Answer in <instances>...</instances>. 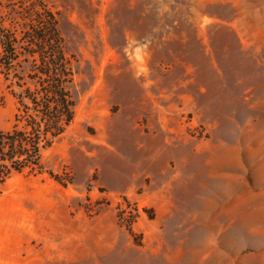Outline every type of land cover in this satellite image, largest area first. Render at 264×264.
I'll list each match as a JSON object with an SVG mask.
<instances>
[{
  "label": "rangeland",
  "instance_id": "374dc122",
  "mask_svg": "<svg viewBox=\"0 0 264 264\" xmlns=\"http://www.w3.org/2000/svg\"><path fill=\"white\" fill-rule=\"evenodd\" d=\"M27 7L77 59L76 119L0 185V264H264V0H0V26Z\"/></svg>",
  "mask_w": 264,
  "mask_h": 264
},
{
  "label": "trees",
  "instance_id": "16d2710c",
  "mask_svg": "<svg viewBox=\"0 0 264 264\" xmlns=\"http://www.w3.org/2000/svg\"><path fill=\"white\" fill-rule=\"evenodd\" d=\"M19 15L17 26H0V109L7 93L16 100L11 127L0 128V185L48 172L45 153L76 119L78 62L54 14Z\"/></svg>",
  "mask_w": 264,
  "mask_h": 264
}]
</instances>
